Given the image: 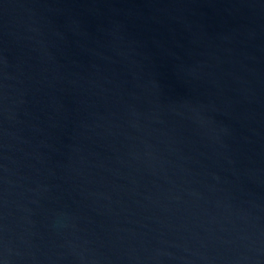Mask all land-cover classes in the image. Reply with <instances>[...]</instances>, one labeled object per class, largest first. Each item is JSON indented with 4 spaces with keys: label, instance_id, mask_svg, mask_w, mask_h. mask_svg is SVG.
Segmentation results:
<instances>
[{
    "label": "water",
    "instance_id": "water-1",
    "mask_svg": "<svg viewBox=\"0 0 264 264\" xmlns=\"http://www.w3.org/2000/svg\"><path fill=\"white\" fill-rule=\"evenodd\" d=\"M0 264H264V0H0Z\"/></svg>",
    "mask_w": 264,
    "mask_h": 264
}]
</instances>
